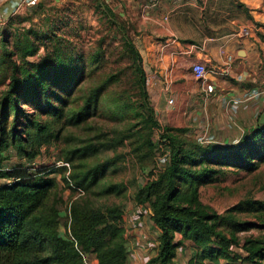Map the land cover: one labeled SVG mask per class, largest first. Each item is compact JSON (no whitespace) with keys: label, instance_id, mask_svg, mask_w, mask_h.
<instances>
[{"label":"trees","instance_id":"1","mask_svg":"<svg viewBox=\"0 0 264 264\" xmlns=\"http://www.w3.org/2000/svg\"><path fill=\"white\" fill-rule=\"evenodd\" d=\"M102 4L109 35L114 33L116 49L128 60L119 73H97L110 60L105 39L93 56L64 55L57 49L56 58L47 54L31 62L41 46L29 32L17 35L14 44L0 33V180L7 181L0 184V264H86L87 253L95 254L99 264L128 263L124 210L119 204L96 202L122 193L119 184L103 182L116 161L98 157L126 141L134 146L135 138H147L133 150L137 155L147 146V158L148 152L153 158L150 135L158 123L135 41L137 26ZM126 70L134 76L138 105L132 96L115 92ZM103 118L116 123L112 130L106 132L99 124ZM165 130L170 163L136 196L141 206L149 207L160 232L158 255L147 264H173L184 243L196 250L189 264H264V232L246 235L264 230V201L248 198L221 214L201 199V188L216 181L224 167L259 168L264 162V124L227 147L189 144L180 136L185 128ZM55 142L67 166H4L11 160L9 152L33 161ZM58 172L72 191L83 194L71 205L67 235L60 232L59 183L53 176Z\"/></svg>","mask_w":264,"mask_h":264},{"label":"rangeland","instance_id":"2","mask_svg":"<svg viewBox=\"0 0 264 264\" xmlns=\"http://www.w3.org/2000/svg\"><path fill=\"white\" fill-rule=\"evenodd\" d=\"M103 1L116 13L136 26L133 21L136 20L135 16H129V18L122 13L121 4L123 2L129 3L127 0H0V33L2 35L6 34L8 36L7 40L14 44L17 35L29 32L41 46L39 55L29 59L31 62H38L47 54L50 55L51 59H54L57 56V49L62 50L64 55H68L71 52L74 54L81 52L87 57L93 56V54H96L100 42L105 39L104 45L111 46V53L108 55L110 60L104 65L103 69H98L97 73H102V70L108 73L112 72L111 74L119 73L121 69L128 66V60L121 55L119 49H116L118 44L113 37L114 33L111 32L109 35L110 26L108 18L104 16ZM199 1L201 2L202 0ZM15 3H18V5H15ZM233 4L253 16L251 19L252 23L263 30L257 33L263 39L264 0H234ZM12 13L13 15H11ZM9 14L10 17L8 16ZM205 16L206 14L203 12V18ZM120 78L121 81L115 87V92L125 96H132V100L135 101L134 104L138 105V88L132 71L126 70ZM263 78L264 76H262ZM262 86L264 87V83ZM259 87H261L260 84ZM2 89L0 88V91ZM150 96L158 123V126L151 130L150 135L152 143H154L153 158L150 152H148L147 158V146H144L137 155L133 150V148L142 146L147 138H135V147L131 145L130 141H126L118 150L103 152L98 157L101 162L107 159L116 161L113 166L107 169L103 182L119 184L122 193L95 200L99 206L119 204L124 210L125 229L127 228L128 233L127 240L132 243L131 245L128 244L131 250L127 264H145L158 255L160 232L153 227L149 220V207L141 206L137 202L136 196L145 185L157 179L163 172L161 169L165 170L170 163L172 149L170 141L165 139V128L167 126L185 128L187 131L181 133V138L189 144L194 143L200 146L227 147L237 144L240 139L216 138L215 132H213L214 134L211 132L212 127L210 129L204 127L203 124L200 125V123L198 125L196 123L195 126L189 125L188 127H177L173 124H167L163 117L164 114L155 108L157 104L153 101V95L150 94ZM154 98H156L155 95ZM166 103L170 104L167 101ZM27 108L35 112L32 107L28 106ZM208 115L212 121L210 108ZM263 115L264 110L259 115V118L262 119ZM195 118H201L200 112L196 114ZM211 121H209V124ZM99 122L106 132L112 130L114 125H116V123L111 122L107 118L100 119ZM206 124L208 125V121ZM238 130V127H234L232 133L238 134ZM72 131L78 134L79 137L87 138L85 132L76 129ZM144 135L146 136L145 131ZM230 143L234 144L230 145ZM168 154L170 157L169 161L165 160ZM10 155H12V159L5 164V167L6 165L8 167L19 164L26 165L25 159L16 156L14 152L13 154L10 153ZM37 160L35 166H41L42 168L67 166L61 155L60 144L56 142L51 146L45 147ZM67 175H69V172H67ZM53 176L56 177L59 183L60 232L63 235H67L70 232L71 205L76 199L81 198L83 194L78 191H72L63 180L61 172ZM3 183H7V181L0 180V184ZM248 198L264 201V162L259 165L257 170L252 172L231 166L224 167L216 181L201 188L202 201L221 214ZM136 218L140 222L138 225H133L132 221ZM133 228H135V231H133ZM147 228L150 229L147 230ZM143 230L146 231L145 234L147 236L144 239L141 234ZM262 232L264 230L254 229L246 235L253 234L257 236ZM178 238L180 239L181 236L179 235ZM136 244H138L139 249ZM134 248L136 252L133 251ZM195 252L196 250L191 244H180L175 264H189V260L195 255ZM85 262L86 264H99L96 255L93 253L85 254Z\"/></svg>","mask_w":264,"mask_h":264},{"label":"crops","instance_id":"3","mask_svg":"<svg viewBox=\"0 0 264 264\" xmlns=\"http://www.w3.org/2000/svg\"><path fill=\"white\" fill-rule=\"evenodd\" d=\"M127 1L121 4L122 13L136 17L135 41L143 56L149 92L167 124L200 123L212 127L216 138H240L237 142L264 124L259 118L264 110V37L257 34L262 29L252 23L251 14L234 6V0H164L156 6L151 0ZM203 12L207 17L203 18ZM198 63L219 73L199 80L193 70ZM225 70L228 74L221 73ZM199 112L201 118H195ZM234 127L239 128L236 136ZM37 159L25 163L35 166ZM139 222L136 218L132 224ZM145 232H141L143 239Z\"/></svg>","mask_w":264,"mask_h":264},{"label":"built area","instance_id":"4","mask_svg":"<svg viewBox=\"0 0 264 264\" xmlns=\"http://www.w3.org/2000/svg\"><path fill=\"white\" fill-rule=\"evenodd\" d=\"M162 1H164V0H151V3L156 6L159 3H161ZM193 70H194L195 77L199 80H202V81L207 80V76L209 75V73H213V74L219 73L218 71H215L213 68L207 67L204 63L195 64L193 67ZM221 73L228 74V70H225L224 72L222 71ZM169 159H170V157L168 154L165 157V160L169 161ZM161 171H164V170L161 169Z\"/></svg>","mask_w":264,"mask_h":264},{"label":"water","instance_id":"5","mask_svg":"<svg viewBox=\"0 0 264 264\" xmlns=\"http://www.w3.org/2000/svg\"><path fill=\"white\" fill-rule=\"evenodd\" d=\"M240 55H241V56H245V52L241 51V52H240ZM261 122L264 123V115H263V117H262V119H261Z\"/></svg>","mask_w":264,"mask_h":264}]
</instances>
